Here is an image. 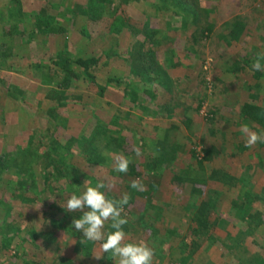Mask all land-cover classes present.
<instances>
[{"label":"rangeland","instance_id":"1","mask_svg":"<svg viewBox=\"0 0 264 264\" xmlns=\"http://www.w3.org/2000/svg\"><path fill=\"white\" fill-rule=\"evenodd\" d=\"M92 2L109 9L98 22ZM195 2L200 17L183 25L178 0H0V264H117L75 230L82 213L62 206L109 181L101 191L110 199L130 193L123 228L154 249L153 264H264V143L246 148L240 132H264L241 112L250 84L264 98V72L252 69L264 53V0ZM227 23L243 25L239 40ZM135 43L154 51L164 78L144 81L148 60L129 53ZM57 56L94 58L89 70L105 94L84 73L59 85L49 66ZM119 153L133 157L127 173L115 171ZM214 168L234 184L212 177ZM151 170L155 187H130ZM204 200L214 225L198 240L192 218Z\"/></svg>","mask_w":264,"mask_h":264},{"label":"clouds","instance_id":"2","mask_svg":"<svg viewBox=\"0 0 264 264\" xmlns=\"http://www.w3.org/2000/svg\"><path fill=\"white\" fill-rule=\"evenodd\" d=\"M252 69L257 72H264V53H258L252 64ZM240 132L245 137V147L253 148L257 143H264V132L252 130L247 124H243ZM132 151L136 158L142 155L140 147H134ZM115 171L127 173L133 157L123 153L113 156ZM114 182L109 181L98 183L95 186L88 185L80 194H71L65 205H62L68 212L82 213L75 218L72 224L76 231L83 233V237L90 242H100V249L108 253L117 264H153L154 249L145 241H129L123 226L128 224L124 213V207L131 199L128 192L121 194L119 199H110L105 191L111 190ZM130 187L141 191L144 185L141 180H132ZM51 199V198H48ZM110 222V231H105L106 224ZM97 260L104 256L94 255Z\"/></svg>","mask_w":264,"mask_h":264},{"label":"trees","instance_id":"3","mask_svg":"<svg viewBox=\"0 0 264 264\" xmlns=\"http://www.w3.org/2000/svg\"><path fill=\"white\" fill-rule=\"evenodd\" d=\"M179 4L178 6H180V11H175V13L178 15L182 16V22H184L183 25H187V23L185 22L186 20H190L192 19V21H194V19H197L198 17H200V7H198L199 3H196L195 0H178ZM210 1V0H208ZM102 3H97V2H92L89 3L86 7L88 9V15H89V19L93 22H98V20H100L103 16V14L108 10L105 11V9H102ZM105 7V5H103ZM103 7V8H104ZM103 10V12H102ZM111 10V8H110ZM240 24V23H239ZM42 25V23H41ZM43 27V25H42ZM243 25L240 24L238 25V23H227V28H228V34L227 36L229 37V40H239L242 36L243 33ZM47 29V28H46ZM55 29V28H54ZM54 29H52L54 31ZM60 29V27H59ZM59 31V30H57ZM226 36V37H227ZM225 37V38H226ZM150 42L153 43V39H149ZM139 43L136 44L132 47L131 50H129V53L131 55H134L135 52L139 53L137 57V59H141L144 57L147 65V69H146V74H145V79L144 81H150V82H158L161 78H164L162 76V74H160V70H158V68L155 67V62L153 61H149V59L152 57H154V51L148 53V51L143 52L144 50L138 49V48H142V47H138ZM175 52L174 51H169V56L167 57L168 61L170 62V64L172 65V62L169 58L173 59ZM253 60L251 58H245L243 59V61H236L237 64L243 63L244 65H249L251 64ZM53 63H50L49 66L52 70H55L59 73H61L63 75V80L62 83H60L59 85L66 87V88H71L72 84H71V79L72 77H74V80L77 81V79L81 78L82 73L86 74V76H90L92 79V82H95L94 84H96L97 86V93H99L100 96H103V94H105L104 91L107 90V85L103 84V83H96L97 79L95 78V76H92L89 70V64L95 63V59L94 58H89L87 60H80V61H76L74 63L71 62V60L69 59H65L62 58L60 56L55 57L52 60ZM78 63V67L75 69L73 68V64H77ZM52 64H54L55 66H53ZM148 64L149 67H148ZM52 65V66H51ZM47 67H49L48 65H46ZM239 70L242 68L241 66H236ZM56 68V69H55ZM140 70V67L138 68ZM138 69L134 68V71H138ZM260 73V72H259ZM52 74V73H50ZM151 74H155V75H151ZM255 74L257 77H259L261 74H258L257 71H255ZM160 77V78H158ZM77 78V79H76ZM106 85V86H105ZM251 86H255L257 87L255 93H252L249 97L248 100H246L242 106V114L244 115L245 118L249 119L252 122L257 123L261 128H264V98L261 99L260 95H261V91L262 88L260 86V84H258L257 82L255 83V85L250 84ZM60 90V89H59ZM151 92H154L152 90H144L143 93L145 94H150ZM57 94L61 93V91H56ZM86 96V95H85ZM91 97L93 98V96L91 94L87 95L86 97ZM259 99H261V101H259ZM258 100V101H257ZM145 106H143L144 108ZM24 152V151H21ZM2 166V165H1ZM147 176L145 175H141L139 173V175H137V177H139L143 183V185H147L149 184V187L152 188V186L154 185L155 187V183H153L151 181L152 178L155 177V173L154 171H147ZM211 176L215 177L221 181L226 182L227 184H234L233 181H235V177L230 174L227 171H222V170H217V169H213L211 172ZM147 177V178H146ZM153 190V189H152ZM192 220L195 222V228L193 229L192 235L197 236L198 240H201L202 238H205V236H207L209 234V230L213 227V221L211 220V209H210V204L207 201H202L200 203V205L198 206V208L196 209L194 216L192 218ZM110 225V224H109ZM108 225L107 229L110 231L112 229H110V226ZM193 245L195 242H192ZM200 244H202L203 242H198ZM196 245V244H195ZM184 263V262H182ZM186 264H188L187 262H185ZM263 264V263H262Z\"/></svg>","mask_w":264,"mask_h":264}]
</instances>
